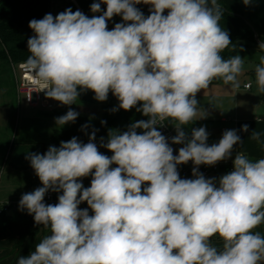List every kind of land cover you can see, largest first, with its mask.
<instances>
[{
    "label": "clouds",
    "instance_id": "clouds-1",
    "mask_svg": "<svg viewBox=\"0 0 264 264\" xmlns=\"http://www.w3.org/2000/svg\"><path fill=\"white\" fill-rule=\"evenodd\" d=\"M101 3L106 10L91 18L68 8L31 20L27 69L46 97L63 105L81 91L101 102L111 92L120 109L136 108L148 119L123 133L110 131L103 146L111 157L98 150L95 132L87 143L73 137L29 154L42 187L23 194L19 207L50 235L17 264H261L264 236L253 230L264 223V159L237 152L231 172L206 179L198 167L229 159L243 141L226 130L209 146L205 127L193 128L190 139L183 130L207 117L204 110L198 116L196 96L214 79L238 86L243 58L222 56L235 48L219 23L224 9L218 0H100L91 11L101 12ZM140 3L152 6L147 17L135 7ZM116 15L124 23L108 30ZM258 48L264 51V42ZM255 73L264 93V56ZM77 117L70 109L56 124ZM164 121L175 122L172 143L184 145L176 155L157 130ZM260 136L253 131L251 139ZM189 161L195 178L182 179L177 165ZM89 175L84 187L79 181ZM49 190L62 192L57 203H44ZM83 202L88 208H79ZM214 236L222 248L212 245Z\"/></svg>",
    "mask_w": 264,
    "mask_h": 264
},
{
    "label": "crops",
    "instance_id": "crops-1",
    "mask_svg": "<svg viewBox=\"0 0 264 264\" xmlns=\"http://www.w3.org/2000/svg\"><path fill=\"white\" fill-rule=\"evenodd\" d=\"M218 2L243 15L258 34L264 33V0H252V3L247 6L243 3V0H218ZM251 43L255 42H250L249 44ZM256 66L252 67L251 70L254 76L256 75ZM241 83H236L238 86H234L232 83L225 84L223 79L216 78L207 89L197 93V100L208 101L214 104L209 109L210 111H220L210 114L211 117L207 120L206 124L208 126L206 127V131L209 134L207 144L210 146L213 143L219 142L223 128L227 130L234 129L243 142L235 145L233 149L246 153L252 159H262L264 157L263 93L254 92L252 84L250 88L245 87V84L249 83L247 81H244L243 84ZM49 99L54 104L55 109L66 106L56 103L54 99ZM24 104L26 105V111H23L24 113L18 116L19 121L11 144H8L9 129L11 128L9 126L10 113L7 115L8 120L5 128L2 127L5 131H0V164L8 156L0 176V203H19L23 194L42 187L38 176L30 165L28 156L34 153L44 154L51 146L49 141L53 129L65 128L56 124V118L61 115H52L51 110L40 107L34 108L25 102ZM222 110L223 112H221ZM227 112L230 114H227ZM174 123V121L171 122L173 125ZM193 123V128H195L197 120L193 121ZM245 124L248 125L247 132L241 130ZM253 131L261 133L259 141L251 139ZM14 140H16V143H14ZM8 149L10 150L9 153ZM98 150L109 157L113 154L107 148H98ZM112 167H116V165H112ZM177 170L181 178L179 165H177ZM91 179L92 176L89 175L88 177L81 178L79 182H82L84 187H90ZM61 194L62 192L53 191L52 199L45 200L44 197V203H57L58 196ZM8 214L11 215L14 212ZM253 231L260 234L264 233V223ZM47 235H50V230L42 225L32 242V249L28 252V255L34 251L35 244L39 243ZM18 241L19 237L16 235L0 239V264H17L21 256H27L28 238L20 244H18ZM211 243L217 248H222L223 245V241L218 236L212 237ZM261 264H264V262H261Z\"/></svg>",
    "mask_w": 264,
    "mask_h": 264
},
{
    "label": "trees",
    "instance_id": "trees-1",
    "mask_svg": "<svg viewBox=\"0 0 264 264\" xmlns=\"http://www.w3.org/2000/svg\"><path fill=\"white\" fill-rule=\"evenodd\" d=\"M77 1L82 9L88 11L91 10L92 3L99 2L100 0ZM64 2L65 6L59 11L60 13L68 8H71L73 12L78 10L71 0H64ZM55 3V0H0V75H7L4 80L6 83L10 81L12 90L15 87V83L11 77L12 63L26 62L30 55L27 41L34 35V32L29 28V22L33 19H42L46 14L52 15ZM220 6L224 9L223 16L219 22L220 26L229 33L230 39L235 46L234 50H231L230 46L228 50L222 53L225 59L237 55V47L239 45H247L250 42L259 43L258 40L264 42V33L258 34L243 15L225 5L220 4ZM139 10L145 17L150 14L142 9ZM111 21L113 23H124L122 17L119 15L114 16ZM0 84H2L1 81ZM10 93L12 94V91ZM94 96L95 94L90 90L81 91L78 99L82 102H101L96 100ZM116 101L118 99L110 92L107 100L101 102L105 104L106 108L101 118L91 119L78 114L77 119L74 122H70L67 127L53 129L49 141L50 145L58 148L62 141L67 142L73 137H76L81 143H87L89 142V137L95 132V140L93 142L96 143L98 148H106L103 144L107 143L110 131L123 133L128 130L130 124L148 119L147 116L138 112L136 108L125 111L118 107L117 111H112L114 102ZM139 106L138 104L137 107ZM65 112L53 109L51 114L62 115ZM16 115L17 109L14 107L11 110V118L9 119L10 127L14 126ZM102 121L105 123L102 124ZM85 125L87 127H84ZM193 127V122L184 126L183 130L189 139L191 138ZM136 131L138 134H142L144 130L137 129ZM41 226L35 223L33 215L28 214L25 209L14 211V214L11 215L8 213L0 214V239L16 235L19 237L18 244H20L28 238V255V252L32 249V242L40 231ZM261 236H264V233H261Z\"/></svg>",
    "mask_w": 264,
    "mask_h": 264
},
{
    "label": "built area",
    "instance_id": "built-area-1",
    "mask_svg": "<svg viewBox=\"0 0 264 264\" xmlns=\"http://www.w3.org/2000/svg\"><path fill=\"white\" fill-rule=\"evenodd\" d=\"M71 1L77 6V9L79 11H81L83 14H85L89 18L93 16L102 15L103 11L106 10V4L101 3V12L93 13L91 10L86 11L82 9L77 0H71ZM135 7L142 9L147 13H150L152 6L148 4L140 3V4L135 5ZM53 11H55V6H54ZM164 14L165 15L167 14V10L165 11ZM115 24L116 23H113L111 20H108L107 21L108 30H112ZM12 71L14 74V81H15V86H16L19 102H22L24 100V102L30 105L31 107H40V108H44L48 110L55 109L54 104L50 101L49 98L46 97L45 91H41L42 86L30 74L29 70L27 69L26 62L13 64ZM250 86H251L250 83L245 84V87L247 88H250ZM157 130H159L166 137L169 143V146L173 148V154L174 155L178 154L179 148L183 147L184 145L172 143V138L177 135L175 126L171 124L169 121H164L162 125H157ZM226 130H227L226 128H223L221 130V137ZM237 152H241V151L233 149L232 155L229 159L220 161L213 166L200 165L197 170L199 173H202L206 179L215 178L218 181L221 176L231 172L234 169L233 160ZM243 154L249 160L255 162V159L250 158L246 153H243ZM7 158L8 156H6V158L4 159L5 161H3V163L0 164V176L5 167V162ZM194 167L195 166L193 165L191 161H189L187 164L179 165V171L181 174V178L182 179L195 178L193 176V171H192ZM52 197H53V191L49 190L45 195V200H50L52 199ZM79 208L85 209V208H88V205L86 202H83L79 205ZM19 209L21 208L19 207V203L17 202L0 203V214L11 213ZM89 214L90 215L92 214L91 209H89Z\"/></svg>",
    "mask_w": 264,
    "mask_h": 264
},
{
    "label": "rangeland",
    "instance_id": "rangeland-1",
    "mask_svg": "<svg viewBox=\"0 0 264 264\" xmlns=\"http://www.w3.org/2000/svg\"><path fill=\"white\" fill-rule=\"evenodd\" d=\"M55 11H53L52 15L53 17H55L56 15H58L60 12V10L63 8V6H65V2L64 0H55ZM259 44L258 43H251L247 46H243V45H239L237 47V55H240L243 58V67H242V71L239 75H237L236 77V83H240L241 84L244 83V81L249 82L250 84L253 85L252 90L254 92L258 91V84H257V79H256V75L254 76L253 73L251 72L252 67L259 65L260 64V59L262 56H264V52L262 50H260L258 48ZM243 49V50H241ZM13 65V63H12ZM7 75H0V81L2 84H0V131H5L4 128L7 124V115L8 113L11 114V110L12 108L16 107L17 109V115H16V121L14 126H12L9 129V140H8V144H11V140L13 137V134L15 132V129L17 128V123L19 121V115L23 114V111H26V105L24 104V100L22 102H19L18 96H17V90H16V86L13 88L14 90H12V86L9 82H5L4 79H6ZM11 77L14 81V74L13 71L11 73ZM217 79H222V78H217ZM3 81V82H2ZM15 83V81H14ZM15 85V84H14ZM12 91V94L10 93ZM14 92V94H13ZM56 103H60L58 101L55 100ZM199 102V107L201 109L200 112H198V116L202 113V111L204 110L208 115L206 118L203 119H197V126L195 128H199V127H207L208 125L206 124L208 121V119L211 117L210 114L213 113H217L220 112L218 110L216 111H210L209 109H211L214 104L212 102H208V101H203V100H198ZM61 104V103H60ZM119 107V103L118 101L114 102V106L112 109H118ZM28 108V107H27ZM37 108V107H34ZM39 108V107H38ZM206 108V109H205ZM74 110L75 112H77L80 115L83 116H87L91 119H99L103 116L104 112L106 111L105 108V104L101 103V102H82L79 99H77V101L71 105H66L63 106L59 109H55V111H66L64 114L67 113V111L69 110ZM52 111V110H51ZM117 111V110H116ZM223 112V110L221 111ZM62 114V115H64ZM227 114H230L227 112ZM61 115V116H62ZM11 118V116H10ZM9 118V119H10ZM70 123V122H69ZM69 123L63 125L62 127H67L69 125ZM4 127V128H2ZM2 136V135H1ZM16 139V138H15ZM14 143H16V140H14ZM7 146V145H6ZM9 148V146H8ZM9 149H8V153H9Z\"/></svg>",
    "mask_w": 264,
    "mask_h": 264
},
{
    "label": "water",
    "instance_id": "water-1",
    "mask_svg": "<svg viewBox=\"0 0 264 264\" xmlns=\"http://www.w3.org/2000/svg\"><path fill=\"white\" fill-rule=\"evenodd\" d=\"M259 41V43H261V41L260 40H258Z\"/></svg>",
    "mask_w": 264,
    "mask_h": 264
}]
</instances>
